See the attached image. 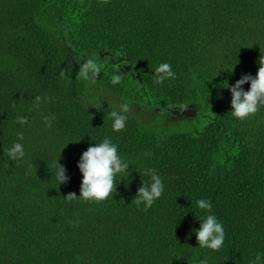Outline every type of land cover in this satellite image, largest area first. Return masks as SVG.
Returning <instances> with one entry per match:
<instances>
[{
    "label": "trees",
    "instance_id": "16d2710c",
    "mask_svg": "<svg viewBox=\"0 0 264 264\" xmlns=\"http://www.w3.org/2000/svg\"><path fill=\"white\" fill-rule=\"evenodd\" d=\"M88 58L103 65L95 83L77 78ZM259 61L264 0H0V264H250L264 254V109L235 119L228 90ZM161 63L175 80L154 82ZM126 101V128L114 132L108 114ZM187 109L196 115L172 113ZM20 132L26 156L12 161ZM105 137L130 178L117 175L103 203L68 201L80 195L82 153ZM145 169L164 183L147 211L131 202ZM208 214L224 225L216 252L195 236Z\"/></svg>",
    "mask_w": 264,
    "mask_h": 264
},
{
    "label": "clouds",
    "instance_id": "9594fccd",
    "mask_svg": "<svg viewBox=\"0 0 264 264\" xmlns=\"http://www.w3.org/2000/svg\"><path fill=\"white\" fill-rule=\"evenodd\" d=\"M104 4L108 0H103ZM260 67L255 75H243L238 79L228 90L231 93V113L235 119L246 121L256 116L262 109H264V61H259ZM103 65L98 60L88 58L80 66L77 72V78L82 81L95 83L101 73ZM232 71V70H231ZM230 71V72H231ZM63 78L66 75L65 71L60 72ZM176 75L172 71L170 63H161L155 68L154 82L156 84H163L166 80H175ZM123 82V77L117 73L111 77L113 85ZM248 83L249 90L244 91L243 85ZM41 97L35 98L36 103L34 108L39 107ZM32 111V109H29ZM130 112V103L124 102L119 105V111L112 110L109 112V117L112 119V130L114 132H121L125 130L128 120L127 113ZM55 116H45L43 121L46 127L52 126V121ZM16 123L24 125L28 122V117L18 115L15 120ZM24 139L23 133H17V142H14L12 147L6 149V154L12 161H21L25 158L26 152L24 146L19 141ZM145 155H150L145 153ZM58 160V158H57ZM57 160L54 162L57 168L56 179L58 185L66 184L68 177L65 175L66 169L60 165ZM77 167L82 174L80 184V195L75 193H68L64 198L68 201L81 199L85 203L100 204L109 199H113L116 195V177L127 176L130 178L129 164L121 158L118 146L112 142L111 138L105 137L102 142L95 143L84 151L79 159ZM143 175L149 177L148 182L141 181V186L138 188L135 195L134 202L137 206L144 205L143 211H147L153 206L156 200L162 197L164 193V183L160 175L156 173L155 169H145ZM199 209L205 212H211V202L206 199H199L196 201ZM200 221V220H199ZM75 226V225H73ZM198 246L206 248L213 252L219 251L225 241L224 225L217 220L213 214H208L200 221L199 230H194ZM200 264H207V259L200 261ZM250 264H264V254L256 253Z\"/></svg>",
    "mask_w": 264,
    "mask_h": 264
},
{
    "label": "water",
    "instance_id": "95a60500",
    "mask_svg": "<svg viewBox=\"0 0 264 264\" xmlns=\"http://www.w3.org/2000/svg\"><path fill=\"white\" fill-rule=\"evenodd\" d=\"M130 67L127 66L125 68V70H128ZM174 115H177L178 117L180 118H183V117H194L196 115V111L195 110H191V109H187V110H184L182 112H179V111H173L172 112Z\"/></svg>",
    "mask_w": 264,
    "mask_h": 264
}]
</instances>
